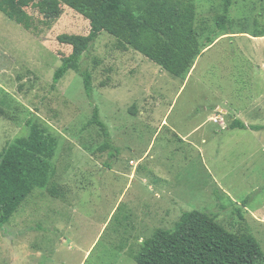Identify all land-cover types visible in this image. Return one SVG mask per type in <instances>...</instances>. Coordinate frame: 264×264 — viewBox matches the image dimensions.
Here are the masks:
<instances>
[{
	"label": "rangeland",
	"instance_id": "1",
	"mask_svg": "<svg viewBox=\"0 0 264 264\" xmlns=\"http://www.w3.org/2000/svg\"><path fill=\"white\" fill-rule=\"evenodd\" d=\"M48 1L26 9L36 31L0 13V153L28 135L31 117L57 144L48 187L0 229V264H138L155 230L172 229L195 210L231 233L251 232L264 251V129L230 128L235 118L264 127V39L250 40L264 31V0H233L232 34L219 38L185 84L100 33L82 61L93 73L94 103L77 72L52 88L62 58L73 53L58 38L89 36L91 26L62 4L46 27ZM192 1L205 42L223 0ZM217 104L228 111L224 118ZM94 106L118 149L114 158L90 125Z\"/></svg>",
	"mask_w": 264,
	"mask_h": 264
},
{
	"label": "trees",
	"instance_id": "2",
	"mask_svg": "<svg viewBox=\"0 0 264 264\" xmlns=\"http://www.w3.org/2000/svg\"><path fill=\"white\" fill-rule=\"evenodd\" d=\"M36 0H0V13L27 31H36L38 23L26 11ZM62 4L83 15L90 22L89 36L61 35L62 44L73 53L63 57L56 69L52 88L70 71L80 74L87 98L94 103V78L82 67L84 55L98 35L105 32L117 40L120 50L132 49L172 76L186 79L198 58L215 41L230 35V9L233 0H223L216 30L202 42L196 29L197 10L192 0H50V13L43 25L51 28L63 14ZM253 37H264L260 31ZM90 125L97 126L105 142L101 151L117 156L107 124L94 106ZM29 133L16 139L0 153V229L10 223L22 204L36 189L50 183V161L57 149L34 117L28 120ZM232 130L264 129L234 120ZM53 196L58 191L49 188ZM138 264H264V251L249 231L231 233L216 218L200 211L186 212L172 229L158 228L143 242L135 256Z\"/></svg>",
	"mask_w": 264,
	"mask_h": 264
},
{
	"label": "crops",
	"instance_id": "3",
	"mask_svg": "<svg viewBox=\"0 0 264 264\" xmlns=\"http://www.w3.org/2000/svg\"><path fill=\"white\" fill-rule=\"evenodd\" d=\"M231 35V34H230ZM226 36H228V35H226ZM223 37H225V36H223ZM253 37V36H252ZM251 37H249V39H250ZM264 39V37H260V38H256V37H253V38H251L250 40H252V41H258V40H263ZM220 41H221V39H217L216 41H215V43L212 45V46H210L208 49H206L205 51H204V53L198 58V60L196 61V64H195V66H194V68L191 70V72L189 73V75L187 76V78L186 79H184V84L185 83H187L188 81H190V79L194 76V74H195V72L197 71V69H198V66H199V61L201 60V58L203 57V56H205L208 52H210L211 50H213L216 46H217V44H219L220 43ZM183 89V88H182ZM212 97L214 98V96L212 95ZM216 99V98H215ZM217 105H219V104H217ZM216 105V106H217ZM213 107H215V106H213ZM218 113H219V111L221 112L220 113V116H222L223 118L226 116V113L228 112L227 110H225V109H223V104L222 105H219L218 106ZM207 110V109H206ZM205 110V111H206ZM209 116V115H208ZM234 120H241V119H238V118H235ZM242 122H244L243 120H241ZM167 121H165L164 122V124L166 123ZM222 122H225V119L224 120H222ZM233 123V122H232ZM245 123V122H244ZM247 126H260L259 124H253V125H248V123H245ZM165 126H167V125H165ZM261 127H263V126H261ZM174 132H176L174 129H172ZM252 131H254V130H252ZM186 137H189V135H187ZM191 137V136H190ZM249 209V208H248ZM249 212V211H248ZM253 213H255V212H253ZM257 214V213H256ZM258 215V214H257ZM258 217H263V219H264V216H262V215H258Z\"/></svg>",
	"mask_w": 264,
	"mask_h": 264
},
{
	"label": "built area",
	"instance_id": "4",
	"mask_svg": "<svg viewBox=\"0 0 264 264\" xmlns=\"http://www.w3.org/2000/svg\"><path fill=\"white\" fill-rule=\"evenodd\" d=\"M217 120V119H216Z\"/></svg>",
	"mask_w": 264,
	"mask_h": 264
}]
</instances>
